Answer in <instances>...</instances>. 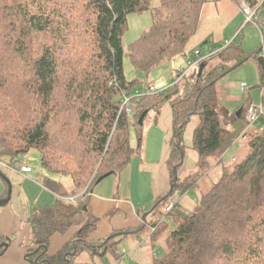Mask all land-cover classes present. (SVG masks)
Wrapping results in <instances>:
<instances>
[{
	"label": "trees",
	"instance_id": "16d2710c",
	"mask_svg": "<svg viewBox=\"0 0 264 264\" xmlns=\"http://www.w3.org/2000/svg\"><path fill=\"white\" fill-rule=\"evenodd\" d=\"M206 1L0 0V157L13 164L37 151L41 168L50 175L44 186L56 194L52 205L33 208V245L26 251L31 264H79L83 252L118 259L120 238L114 233L87 239L98 222L88 211L89 190L140 152L138 119L143 112L163 102L171 106L168 193H185L194 184H183L177 175L184 154L181 134L191 115L197 116L192 147L201 169L208 172L211 159L223 152L230 132L217 112L216 81L248 57H254L259 80L264 76V59L246 55L240 44L231 43L210 57L215 62L209 68V58L201 61V74L187 78L192 82L132 97L129 112L119 98L144 83L126 77L124 55L147 77L183 53ZM143 12L150 13L152 23L125 50L127 16ZM260 100L264 106V93ZM58 176H68L71 187ZM75 195V201L64 198ZM144 221L158 233V220ZM177 221L165 235L163 254H151V264H264V128L250 133L247 151L222 166L218 179ZM77 225L74 238L48 254L50 236ZM3 243L8 240H0V253Z\"/></svg>",
	"mask_w": 264,
	"mask_h": 264
},
{
	"label": "crops",
	"instance_id": "0c3cea01",
	"mask_svg": "<svg viewBox=\"0 0 264 264\" xmlns=\"http://www.w3.org/2000/svg\"><path fill=\"white\" fill-rule=\"evenodd\" d=\"M251 1L258 3L261 0H246V3L249 4ZM243 21L244 15L240 8V0L206 1L200 10L198 29L188 40L183 53L168 60L164 68L162 67L153 74V78L161 84L171 69L177 76V70L185 66L186 62L193 57L192 52L195 47L200 48V45L203 44L201 49L204 51L220 47L218 45L229 40ZM247 25L248 23L243 25L240 35L244 44L241 45L239 41L237 42L241 48L243 47V52L255 53L258 51L260 43L256 42L257 36L254 29ZM146 82L144 81V84ZM151 83L159 86L152 81ZM242 83L245 85L244 82H240V84ZM252 101L255 100L251 98L247 103ZM244 107L246 108V106ZM171 135L172 113L169 103L163 102L159 108L149 109L142 124L140 152L133 156L119 173H110L102 177L89 190L88 211L97 217L98 222L87 239L95 241L111 233H118L117 236L121 241H134L133 250L136 259L143 261V264L151 262V254L157 252V248L155 245L153 246L152 241L148 242L150 232H143L145 228H150L151 224L145 222L142 215L151 210L145 217L146 220L151 221L153 206L160 201L157 199L161 198L163 194L166 195L171 188L167 165ZM229 142L230 140L227 141L219 156H214L211 159V166L219 163L222 166H228L232 158H237L234 154L227 161L224 160V153ZM21 162L28 164L23 159ZM31 168L32 171L28 174L0 169V200L9 197L7 202L0 206V240L2 238L8 240L4 251L0 253V264H31L26 257V251L33 245L30 228L33 208L50 206L56 198V194L44 186L43 181L47 177L46 174L39 170L35 171L32 166ZM39 178L44 180L41 181ZM189 211L184 206V214ZM143 223L144 226H142ZM79 228L80 226L77 225L65 233H53L47 246L48 254L51 255L59 251L71 238H74L73 236ZM127 229H134V231L119 232ZM151 249L152 251L149 253ZM121 250H124L122 256H125L127 251L124 247L118 248L117 255ZM122 256L118 255V259H121ZM78 260L80 261V258Z\"/></svg>",
	"mask_w": 264,
	"mask_h": 264
},
{
	"label": "rangeland",
	"instance_id": "374dc122",
	"mask_svg": "<svg viewBox=\"0 0 264 264\" xmlns=\"http://www.w3.org/2000/svg\"><path fill=\"white\" fill-rule=\"evenodd\" d=\"M151 23L152 17L149 12H143L141 14H129L127 16V30L124 33L122 41L124 49L126 50L129 44L140 36L141 32L150 27ZM247 27H251L252 29H254L257 36L256 42L257 44L260 43L258 45L260 46L262 37L259 28L252 23H248ZM237 41H239L241 45L244 44L243 40H241L240 38V35L236 37L235 43H238ZM222 43H220L218 46L223 45L225 42L223 44ZM245 54L248 55L247 53ZM214 62L215 58H209L206 63V68L211 67ZM123 63L125 75L129 79L138 77L142 78V80L144 81H147V84H153L151 83L152 81L155 84L164 87L170 85L176 79V76L172 69L169 75H167V77L163 79V82L161 84H159L158 80L153 78V74L162 67L164 68V65H167L168 63V60L160 63L158 67L152 70L150 75L148 74L147 77H142L140 75V72L133 67L126 55H124ZM256 67L257 66L253 58L248 57L243 63L237 65L234 69H231L225 75L218 78V81H216V88L218 90L217 112L222 119L223 126L230 132V135L226 140H230V142L228 144V148L226 147L227 149L224 153L225 161H227L234 154H236L237 157H241L247 151L250 133H252L254 129L261 130L264 128V115L261 116L258 121L253 124H249L243 117L245 113L244 106H246L248 102L247 98L251 97L252 99H254L255 101H252L254 103H257L261 98L257 85L259 82V75ZM188 79L185 77L182 78V80H180L177 85L182 86L185 80ZM188 81L192 82L191 80ZM240 82L245 83L244 90L240 89ZM239 110L242 111L237 115V111ZM196 123L197 116L191 115L190 120L186 123L185 127L182 130L181 138L184 154L182 164L177 171V175L179 176L183 184H194L185 193H181L179 190L174 189V191L167 193L166 195H161L162 197L156 208L154 209L153 214L151 215L152 221L158 220V233L151 232L150 228H145V230L143 231L144 233L150 232V234L148 235V237L150 236L148 242H156V255L163 254L165 235L168 233L169 229L171 230L176 226V223H178L177 220H179L180 217L184 215V206H186V208L191 211L192 208L198 203L200 195L205 192L221 174L222 164L220 163L216 164L215 166H211L208 172H205L206 169H201L202 162L200 161L198 154L192 147V131ZM244 133L246 134L243 135ZM1 159L3 161H7L3 157H1ZM23 160L31 165L35 169V171L39 170L41 171V173L46 174V176H50L45 170L41 168L39 163V154L37 151L31 150L27 155L24 156ZM58 178L67 188L71 187L70 178L68 176H58ZM39 180L43 181L44 179L39 178ZM140 192L142 193L143 191ZM169 201L177 204L176 209L170 211L171 214H167L165 211L166 205L169 203ZM133 244L134 241L129 240L125 242L121 241L120 239L118 248L124 247L127 251V254L125 256H122L121 259L119 258L118 260H116L110 253H107L104 256L90 257L88 252H84L78 257L80 258L79 264H143V261L136 259L133 250ZM151 251L152 249L149 250V253H151ZM139 253L142 252L139 251ZM148 264H151V262H149Z\"/></svg>",
	"mask_w": 264,
	"mask_h": 264
},
{
	"label": "built area",
	"instance_id": "2783aa9c",
	"mask_svg": "<svg viewBox=\"0 0 264 264\" xmlns=\"http://www.w3.org/2000/svg\"><path fill=\"white\" fill-rule=\"evenodd\" d=\"M240 8H241V11L244 15V21L240 25V27L236 30V32L233 34V36L229 40H226L225 43L218 48L213 47V48L207 49L206 51H204L201 48H195L193 50V54H192L193 57L186 62L185 66L179 68V70L177 72L176 79L173 83H176V82L182 80V78H184V77L189 78L191 75L196 74L198 67H199V63L201 61L212 57L213 55L218 53L225 46H227L231 43H235L236 37L241 35L240 30L242 29L243 25L247 24V23L254 24L255 26H257L259 28V30L261 32L262 42H261V45H260L258 51H256L254 54L256 56L264 59V15L262 12L264 9L263 0H261L258 3H254L253 5L247 4L246 0H240ZM173 83H171L170 85L165 86V87L164 86H156L154 84H147L146 83V84H142V86L133 90L132 92L125 91L120 95L121 108H124L126 111L129 112L130 111L129 102H130V99L132 97H141L143 95H153V94L161 93L165 89H167L169 86H171ZM244 87H245V85L243 83L240 84L241 90H244ZM258 88H259L260 96L262 97V95L264 93V76L262 77V80H260V82L258 84ZM262 115H264V106H263L261 100H259L257 103L250 102L246 106L245 120L249 124L256 123V121H258V119ZM234 161H235V158H232L230 163H233ZM1 168H4V169L9 170V171H13V172L22 173V174H28L32 171V168L26 163L16 162V163L10 164L6 161H3L0 157V169ZM78 195L64 197V198L67 200H70V201H75V199ZM174 208H175V203L170 202L166 205L165 211L169 212L170 210H172ZM150 228L152 231L154 230V227H150ZM123 253H124V250H121L118 252V255L122 256Z\"/></svg>",
	"mask_w": 264,
	"mask_h": 264
},
{
	"label": "water",
	"instance_id": "95a60500",
	"mask_svg": "<svg viewBox=\"0 0 264 264\" xmlns=\"http://www.w3.org/2000/svg\"><path fill=\"white\" fill-rule=\"evenodd\" d=\"M202 68H203V64H201V65L198 67V70H197V74H198V76L201 74V72H202ZM240 112H241V110L237 111V115H238ZM145 114H146V112H143V113L141 114V116L139 117V119H138V123H139V125H142V124H143V119H144ZM180 163H182V159H181ZM2 177H4V176H2ZM8 198H9V197L0 200V206H1L3 203L7 202ZM150 211H151V210H150ZM150 211H148L147 213H144V214L142 215V218L144 219V218L146 217V215H147ZM115 235H118V233H115ZM0 246H1V245H0ZM3 246L5 247V246H6V243H3ZM34 262H35V261H34Z\"/></svg>",
	"mask_w": 264,
	"mask_h": 264
},
{
	"label": "bare ground",
	"instance_id": "6f19581e",
	"mask_svg": "<svg viewBox=\"0 0 264 264\" xmlns=\"http://www.w3.org/2000/svg\"><path fill=\"white\" fill-rule=\"evenodd\" d=\"M251 5V4H250ZM240 34H242V33H240ZM238 39V38H237ZM254 58V57H253ZM178 71V70H177ZM259 77V76H258ZM245 114V113H244ZM227 131V130H226ZM176 173V172H175ZM52 180V179H51Z\"/></svg>",
	"mask_w": 264,
	"mask_h": 264
}]
</instances>
